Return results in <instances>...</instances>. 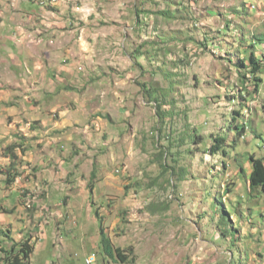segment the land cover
I'll use <instances>...</instances> for the list:
<instances>
[{"label": "rangeland", "instance_id": "374dc122", "mask_svg": "<svg viewBox=\"0 0 264 264\" xmlns=\"http://www.w3.org/2000/svg\"><path fill=\"white\" fill-rule=\"evenodd\" d=\"M64 2L68 28L77 23L92 50L80 64L93 70L80 76L94 77L100 95L78 122L106 125L78 149V211L76 172L55 180L70 209L48 212L43 261L88 264L95 253L105 264L102 223L124 264H264V193L237 177L250 155L264 157V69L256 93L255 75L238 71L253 51L264 67V0ZM119 83L129 105L103 104ZM217 137L226 143L213 153ZM57 229L78 240L60 243Z\"/></svg>", "mask_w": 264, "mask_h": 264}, {"label": "crops", "instance_id": "0c3cea01", "mask_svg": "<svg viewBox=\"0 0 264 264\" xmlns=\"http://www.w3.org/2000/svg\"><path fill=\"white\" fill-rule=\"evenodd\" d=\"M48 3L42 6L38 0H0V248L10 249L14 243L32 239L34 251L29 264H38V256L41 264L55 263L42 259L45 246L42 226L52 222L49 211L56 217L62 209H70L58 198L64 192L55 188V180L62 178L66 182L68 174H73L72 170L76 172V191L71 192L75 207L71 209L78 211V169L75 168L80 157L78 149L94 135L100 139L104 132L99 131L100 126L106 125L101 119L97 121L100 126L95 128L78 122L82 116L92 115L89 113L93 100L100 97L94 94V85L98 83L95 78L82 77L79 71L93 70L81 68L80 64L88 60L92 50L84 38L78 39L77 23L68 28L64 0H58L56 5ZM82 85L86 89L78 97ZM118 86L110 91V96L102 95L103 104L115 97L118 103L129 105L130 93L123 97L121 83ZM123 115L131 116L128 109ZM243 167L245 172H238L237 177L248 186L253 170L251 161ZM9 174L13 177L10 183ZM263 193L261 189L259 195ZM41 216L49 218L45 220ZM56 234L60 243L68 242V246L72 239L78 240V236L67 240L59 229ZM111 241L115 246L112 238ZM67 245L64 246L68 248ZM97 248L100 253V245ZM108 257L105 264H124L116 255Z\"/></svg>", "mask_w": 264, "mask_h": 264}, {"label": "trees", "instance_id": "16d2710c", "mask_svg": "<svg viewBox=\"0 0 264 264\" xmlns=\"http://www.w3.org/2000/svg\"><path fill=\"white\" fill-rule=\"evenodd\" d=\"M244 58H240L241 66L239 67L238 63V71L241 73L243 71H249L250 74H254V91L255 93L259 91L260 83L258 81H262V78L257 77L256 74L264 69L263 64L257 58L256 53L253 51L249 54L248 60H243ZM257 77V78H256ZM244 82V79H242ZM246 82V81H245ZM217 144L214 145L215 148H212L213 153L216 151H220L223 145L226 143L224 138L217 137ZM224 142V143H223ZM250 161L252 163L253 170L249 177V192L256 191L258 189L264 190V157H256L255 155H250ZM241 172H245L244 167L240 168ZM95 174L92 173L91 182L89 184L90 190L93 192V180ZM13 181V177L9 174L7 182L10 183ZM95 214L99 216L98 211H95ZM100 217V216H99ZM100 219V218H99ZM224 235V234H223ZM100 247L104 254L108 256L116 255L117 259L126 263L128 260V256L123 253V249L114 248L111 238L107 235L106 230L103 224H100ZM34 247L31 246L30 241L26 240L20 243H14L10 249L3 250L5 252V256L3 259V264H26L31 258V254L33 253Z\"/></svg>", "mask_w": 264, "mask_h": 264}, {"label": "built area", "instance_id": "2783aa9c", "mask_svg": "<svg viewBox=\"0 0 264 264\" xmlns=\"http://www.w3.org/2000/svg\"><path fill=\"white\" fill-rule=\"evenodd\" d=\"M48 2H52V0H47ZM47 1L43 0V3H41L42 6H46L47 5ZM88 264H94L96 261V254L91 255L90 257H87L86 259Z\"/></svg>", "mask_w": 264, "mask_h": 264}, {"label": "bare ground", "instance_id": "6f19581e", "mask_svg": "<svg viewBox=\"0 0 264 264\" xmlns=\"http://www.w3.org/2000/svg\"><path fill=\"white\" fill-rule=\"evenodd\" d=\"M53 1V0H52ZM40 3H43V0H40Z\"/></svg>", "mask_w": 264, "mask_h": 264}, {"label": "clouds", "instance_id": "9594fccd", "mask_svg": "<svg viewBox=\"0 0 264 264\" xmlns=\"http://www.w3.org/2000/svg\"><path fill=\"white\" fill-rule=\"evenodd\" d=\"M95 254V253H94Z\"/></svg>", "mask_w": 264, "mask_h": 264}]
</instances>
